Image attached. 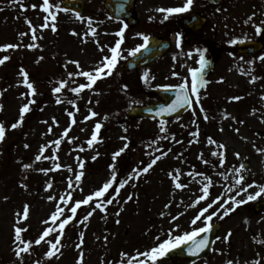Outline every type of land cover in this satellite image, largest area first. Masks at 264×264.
Listing matches in <instances>:
<instances>
[{"label": "rangeland", "instance_id": "rangeland-1", "mask_svg": "<svg viewBox=\"0 0 264 264\" xmlns=\"http://www.w3.org/2000/svg\"><path fill=\"white\" fill-rule=\"evenodd\" d=\"M62 1L51 0L54 6L59 7ZM83 1L86 11L82 17L92 18V26L97 29L95 38L91 35L84 36L89 30L87 19L82 22L73 14H65L63 11L57 14L55 32L51 27L41 29L39 26L44 23L45 13L39 7L33 9L31 5H40L42 0H16L15 3L13 0H0V45H21L17 49L0 52V58L10 56L9 60L0 65V124L5 126L6 132L5 139L0 142V264H21L13 251L16 213H22L24 205H29L28 219L23 222L28 230L22 235L25 240L34 242L45 227L42 221L55 211L59 197L69 191L68 178L71 177L74 181L75 173L81 171L76 157L85 162L82 169L84 176L79 186L73 185L71 192L74 200H82L110 178V165H116L117 181L125 180L134 168H142L154 156L160 155L157 149H171V152L147 174L129 181L120 189L117 197L119 203L114 201L107 205L105 212L96 210L84 223L80 221L91 211V207L82 206L78 209L77 218L65 228L59 258H46L49 246L42 242L40 245L33 244L31 254L23 255V264H77L81 251L84 254L83 264H128V259L135 257L137 250L145 251L168 238L167 233L174 226L167 224L169 218L172 219L176 213L187 209L202 194L200 188L206 182L203 176L210 177L213 183L207 199L197 204V209L207 206L220 196L221 201L213 205L219 212L217 220H221L223 209H220V204L224 200L229 201L225 207L235 210L224 216L228 220H225L219 234L220 239L214 244L210 258L197 264H228L229 261L232 264H264V217H251L249 220L248 212L243 206L252 201L247 200L248 195H254L264 186V152L257 151L264 149V140L254 136L255 131H264V112L260 110L264 106V60L250 61L236 57L234 66L228 69L225 67L228 60L224 59L218 71L219 79H216L215 84L207 85L203 100L206 98V108L224 109L228 114L209 116L205 124L201 118V124H193L194 119L184 115L177 121L165 124L168 139H162L165 133L160 132V122L126 118L131 107L146 104L147 101L144 99V91L135 89L138 86L132 85V78H126L128 82L131 81L128 90H120L122 73L118 65L111 76L98 80L93 90L85 89L79 97L69 91L86 81L83 77H75V83L68 79L67 73L77 69L75 65L67 64V61L77 60L82 70L89 71L104 55L109 54L108 49L115 41V26L105 12L104 0ZM231 10L235 42L255 39L256 26H263L257 21L263 20V1L232 0ZM245 10L247 12L244 13ZM246 14L252 17L251 20L257 19L248 21ZM26 20L37 27L36 35L41 38L32 41L30 33L23 38L19 36L21 32H29ZM73 31L79 35H72ZM82 37L87 42H82ZM97 40L100 46H107L103 52L99 50L95 42ZM32 43L38 47H24ZM21 68L29 73L36 95H28L29 90L20 75ZM57 76L63 77L68 83L60 93L54 94L52 88L57 83L53 81ZM252 77H256L254 82ZM232 97L241 99L233 100ZM57 98L60 103H57ZM31 100L35 103L29 104L30 111L24 115L22 123L12 129L11 125L20 118L21 107ZM73 100L76 107L68 102ZM244 102L251 107L236 111L235 107ZM89 109L97 115L85 120L90 115ZM68 112H72L73 117L70 118ZM73 118L75 124L71 123ZM96 123L102 124L98 134L100 142L94 143L90 148L87 140ZM197 125L198 142L190 144L189 141L194 140L190 133L197 130ZM50 126L51 133L48 131ZM69 127V138L75 139L68 143V138H65L58 151H55L53 145L45 152V156H51L55 151L58 161L42 158L36 162L35 156L39 154L40 146L59 139L60 134ZM206 134L216 143H210ZM125 143L128 148L114 162L113 153ZM26 144L29 145L28 148H25ZM219 144H224L226 148H219ZM81 147L85 149L82 152L78 151ZM213 152L224 153L223 167L220 166L219 155L214 156ZM236 153H239V158ZM201 154L202 158H199ZM93 156H96L95 160L92 159ZM204 160L208 163L205 164ZM55 162L61 164L60 170L51 171L47 175L38 171L41 168H51ZM25 164L32 167L24 169ZM241 164L245 168L240 175H248L249 178L247 182L243 180L241 185H236L238 176L235 169ZM67 166H71L73 171L69 172ZM177 169L180 172V182L187 185L182 190L174 188L168 175L169 172L175 175L174 170ZM189 172H199L203 176H189ZM225 176L227 179H224ZM48 181H51L53 187L46 191ZM255 183L259 186L255 187ZM248 185L253 186L243 191ZM118 186L117 182L113 189ZM129 194L133 195V199L124 203ZM49 195L57 197V200L49 201ZM232 198L247 202L237 206L231 203ZM258 198L263 200L264 193ZM165 205L172 207V212L167 216L168 221L160 218L161 213L165 214L168 210ZM197 209L188 208L183 216L185 219L179 221V229L173 235L203 226L200 221L191 225ZM65 214L70 215L67 209ZM153 227L157 229L154 232L151 231ZM228 233L231 235L228 236ZM157 236L160 241L156 240ZM226 236L227 240L224 239ZM81 239L83 243L78 249L76 245L81 243ZM121 253H126L127 257H122ZM132 264H137V261L133 260ZM158 264L189 263L163 258Z\"/></svg>", "mask_w": 264, "mask_h": 264}, {"label": "snow or ice", "instance_id": "snow-or-ice-1", "mask_svg": "<svg viewBox=\"0 0 264 264\" xmlns=\"http://www.w3.org/2000/svg\"><path fill=\"white\" fill-rule=\"evenodd\" d=\"M13 2L15 3L16 0H13ZM193 3H194V0H185V3L182 7L167 8V9L160 8V9H157V11L166 12L167 15H165L164 19H167L169 15L184 13V12L189 11L191 9ZM21 7L23 8V5H21ZM31 7L33 9H36L37 7H39L40 11L45 13V16L43 18L44 23L42 25H40L39 27L41 29L51 27L53 32H55L57 30L56 26H55L57 14L60 11H65V12L68 11L67 8L61 9L59 7V5L54 6L53 3L51 2V0H42V3L40 5H31ZM24 10H26V9H24ZM218 11H219V9H218ZM75 15H76V18L81 20L82 22L85 19H87V25H88L89 30H88V32H86L84 34V36L91 35L93 38H95L97 35V29L92 26L93 25L92 18H90V17L84 18L78 12ZM248 19L251 20L252 17H249ZM26 23L28 24L29 32H27V33L21 32V33H19V36L21 38H23L24 36H27L30 33L32 41H36L38 38H41V37H38L36 35L37 27L33 26L30 20H26ZM246 23H247V21H246ZM262 23H264V22H262ZM126 27H127V25H124L119 31H117L115 33V35L117 37H119V39L116 40L114 46H112L108 49L109 54L104 55L101 58V60L91 70H89V71L82 70L80 62L77 60L67 61V64H73V65H75V67L77 69V71H75V72H68L67 73L68 79L72 80L73 83H75V79H74L75 77H83L86 81L85 83L78 84L76 87L70 88L69 91H71L77 97H79L80 93L83 92L85 89L93 90L94 85H96L98 80L112 75V73L114 72V70L116 68V65L119 62V59L123 58L121 56L120 49H121V45L124 42V30ZM261 32H264V29L260 28L259 26H256V33L261 34ZM72 35H79V34L73 31ZM138 35L141 36L144 43L136 46L134 49L129 50V54L133 57L136 56L137 53L141 52L142 49H147V47H148L149 37L146 35H143V34H138ZM179 35L180 34H177L178 46H179ZM82 42H87L84 39V37H82ZM95 42L97 43L98 48L101 52L104 51V47H107V46H100L98 40ZM233 43H234V41H233ZM20 46H21L20 44H13V43L0 45V52H7L10 49L14 50ZM24 47L31 49L34 47H38V45H36L35 43H32V44L24 45ZM9 59H10V56L4 55L2 58H0V65H3L5 63V61H7ZM40 59H43V57H41ZM259 59L264 60V57H260ZM199 63H200L199 68L189 69L190 76H191L190 83H189L188 79L185 78L183 80V82L180 83L179 85L164 86L165 91L175 90L176 98L166 108L161 107L159 109L158 115L176 112L178 109L184 108L185 106H187L189 109H192L193 116L195 117L196 110L193 106L201 104V89L204 88L206 86V84L208 83V81H206L204 79V69L207 67L208 62L204 59L203 55H201V59H200ZM67 64L65 65V68H67ZM20 75L23 77V84L29 90L28 95H30V96L36 95V89H35L33 83L30 82V80H29V73L27 71H25L23 68H21L20 69ZM173 75H177V74L173 73ZM145 79H147V75H145ZM255 79H256V77H252V82H254ZM67 83H68L67 80L59 81L58 82L59 86L55 87L53 89V93L54 94L60 93L61 90L67 85ZM22 95H24V94H22ZM231 99L239 100V99H241V97H232ZM60 102H61L60 99L57 98V103H60ZM68 102L70 104H72L73 107H76L74 100L68 101ZM89 102H91V101H89ZM31 103H35V101L31 100V101H29V103H25L21 107L20 118H19L17 123H13L11 125L12 129L17 128L20 125V123H22V121L24 119V115L28 111H30L29 104H31ZM199 111L201 113L205 112V110L202 106L199 108ZM89 113H90V115L86 116L85 120H88V119L97 115V113L93 112L91 109H89ZM68 115L70 118L73 117L72 112H68ZM204 119L205 120L208 119V116L206 114L204 115ZM53 123H56V121L53 120ZM71 123L72 124L76 123L74 118L71 120ZM193 123H196V121L193 120ZM240 123H243V121H240ZM165 124H166V121H164V120H161L159 123L160 132L165 133V135L163 137H161L162 139H168V136L166 134ZM101 127H102L101 123L95 124L94 129H93V133H92L90 139L87 140V144L90 148L94 145V143L100 142L98 140V134L100 132ZM222 130L223 129H221V131ZM48 131H49V133H51V131H52L51 126L49 127ZM69 131H70V127L66 128L63 131V133L60 134V138L53 140L51 142V144L41 145L39 150H38L39 154L35 156V161L39 162L42 160V158L45 160L51 159L53 161H58L59 158L56 156L55 151L59 150V146L61 145L62 140H64L65 138H68L67 142L71 143L72 140L75 139L74 137L69 138ZM236 131L239 132V129H236ZM5 134H6L5 126L3 124H0V142H3V140L5 139ZM190 135L194 138V140L189 141L190 144L193 142H198V137H199L198 125H197V130L191 132ZM122 139H126V138L122 137ZM173 139H174V137H173ZM208 140L210 143H216L214 140H212L211 137H209ZM176 143H181V141H176ZM53 145L55 146V151L52 153L51 156H45V152L48 150V148H51ZM28 147H29V145L26 144L25 148H28ZM218 147L221 149L226 148V146L224 144H219ZM127 148H128V144L125 143V145L121 149L114 152L113 156H112L113 161L115 162L117 160V158L119 156H121V154ZM84 150L85 149L82 147L78 149V151H81V152ZM157 151H159L161 154L154 156V158H152L142 168H134L132 170V174H130L125 180L117 181L116 165H115V163H113L112 165H110V169H111V173H112L110 178L106 182H104L98 189H96L93 192L86 195L82 200H74L72 198V192H71V190L73 189V185L75 184L76 186H79L80 182L82 181V177L84 176V172L82 171V169L85 166V162L82 159H80V157H76L77 161H79L78 167H79V169H81V171H78L75 173L74 181L71 177L68 178V189H69V191H67L64 195L59 197V200L56 204L55 211H53L47 219L42 221V223L45 225V227L43 228L42 232L35 239L34 242L30 241V240H25L23 238V235H22L23 233H25L28 230L26 227L23 226V222L28 219L29 205H27V204L24 205L22 213H20V212L16 213L17 220L13 226V228H14V237H13L14 248H13V251H14L17 259L20 260L21 264H23V255L24 254H31V248L33 247V244L40 245L42 242L49 246L48 251L45 253L46 258H48V259H51L52 257L59 258L58 253H60V245H61V240L64 236L65 228L67 225L72 223L77 218L78 209H80L82 206H90L91 207V211H89L87 213V215H85L83 217V219L80 221V223H84L89 219V217H91L93 215V213L96 210H100L101 212H105L107 205L113 204L114 201L119 203V201H117V197L119 196L120 189H123L128 184L129 181L138 179L143 174H147L157 164L158 161H160L162 158L166 157L168 155V153L171 152V149H168L167 151H163L162 149H157ZM257 151L258 152H264V149H257ZM212 154L214 156L219 155V163H220V166L223 167L224 161H225L224 153L221 152L218 154L216 152H213ZM235 155L237 156V158H239V153H236ZM199 158H202V154H201V157H199ZM92 159L95 160L96 156H93ZM203 162L205 164L208 163L207 160H204ZM23 167H24V169H29L32 167V165L25 164ZM244 168H245V165L241 164L239 168L235 169V173L238 176V178L235 180L236 185H241L243 180H244V177L242 175H240L241 170ZM60 169H61V164L59 162H55V163H53L51 168H47V169L41 168L38 171L43 172L45 175H47L51 171H57ZM67 170L69 172L73 171L71 166H67ZM174 171H175V175L172 172L168 173L170 179L173 182L174 188L175 189H181V190L186 188L187 185L180 182L179 170L177 169ZM187 175L193 176V177L195 175L203 176V174L199 173V172H196V173L189 172V173H187ZM221 175H223V174H221ZM203 179L206 182L200 188V191L202 194L200 196H198L194 200V202L189 205V207H195L201 201H204L205 199H207V197L209 195V189L212 187L213 182H212L211 178L207 177V176H203ZM224 179H227V176H225ZM117 182H118L119 186L117 188L113 189V185L116 184ZM22 186L26 187V185H22ZM133 186H135V185H133ZM252 186L253 185H248L246 188L243 189V191H247V188H250ZM52 187H53V185H52L51 181L46 182V187H45L46 191L50 190ZM110 190H112V191H110ZM230 190L231 189H229V191ZM261 193H264V186L260 187V190L258 192H256L254 195H252V194L248 195L247 200L248 201L254 200L257 197H259L261 195ZM5 199H7V198H5ZM47 199L49 201H54V200H57V197L49 195L47 197ZM132 199H133V195L129 194V196L124 201V203H127L128 201H131ZM221 199H222V197H220V196L216 197L215 200L208 203L206 207L201 208L198 211V213L193 217V219L191 220V225H195L197 223V221H200L203 225L202 227L194 228L192 231L184 232L183 234L173 235V233L179 229V225H175L173 228H171L168 231V233H167L168 238L167 239L160 241V237L157 236L156 240L160 241L159 243H157L155 246H153V247H151L145 251H142V252L137 250L135 257L128 259V264H132L133 260H136L137 264H158V261L165 258L170 252H172L175 249L181 248L183 245L189 244V242H191V246L188 248V253L190 255H198L199 252L203 251L205 248H207L209 246V243H208V240L206 237L204 239H199V240L196 238L198 236H200L201 233H208L211 231L212 224L210 222L212 221L213 216L218 215V212H212L208 215H205V214L209 213V209L212 208L214 204L219 203L221 201ZM245 202H247V201H245V200L237 201L234 198L231 199V203L235 204L237 206L240 204H243ZM228 203H229L228 200H224V203L220 204V209H223V213L220 215V219H223L224 216L228 215L231 211L235 210L232 207H225V205H227ZM61 205H63V206H61ZM165 208H170V205H165ZM65 209L68 210L70 215L65 214ZM121 210H123V209L121 208ZM116 215L118 216L119 212H117ZM163 215H164V213L162 212L161 216H163ZM177 219H179V216H173L172 219L170 220V223H173ZM117 223H119L118 220H117ZM230 235H231V233H228V236H230ZM50 236L53 238L49 239ZM80 236L82 238L83 233H81ZM228 236L224 237V239L227 240ZM105 239H107V237ZM217 239H220V238L217 237ZM82 243H83V240L81 239V243L77 244L76 247L78 249L81 248ZM121 256L127 257V254L121 253ZM83 258H84V254L81 251L79 258L77 260V264H83ZM122 264H123V262H122ZM228 264H232V262L229 261ZM257 264H259V262H257Z\"/></svg>", "mask_w": 264, "mask_h": 264}, {"label": "flooded vegetation", "instance_id": "flooded-vegetation-1", "mask_svg": "<svg viewBox=\"0 0 264 264\" xmlns=\"http://www.w3.org/2000/svg\"><path fill=\"white\" fill-rule=\"evenodd\" d=\"M219 1V2H216ZM232 0H194L191 9L184 13L169 15L167 19H164L166 12L157 11V9L163 8H175L182 7L185 0H126V5L124 7L125 17H120L119 6L117 0L115 2V19L113 20L115 30V42L119 37L115 35L124 25L127 27L124 30V42L121 45L120 53L123 58L119 59V68L122 73V77L125 81L126 78L133 79L135 83L133 86H138L135 89H142L144 92L151 90V88H164V86H175L179 85L186 78L189 83L191 81V76L189 69L199 68L201 55L204 59L212 64V72L208 75H204V79L208 81L207 84H215L218 78V71L222 67L221 62L226 59L228 63L225 67L228 69L234 66V59L236 57L242 59H248L250 61L259 59L263 57V53L256 55V57L240 56L235 52L236 42L234 39V22L232 20V10H231ZM219 9V11H218ZM247 10L244 11V13ZM248 21V14H246ZM261 23L263 20L257 19ZM264 26V23H262ZM259 26L264 29V27ZM143 34L149 37V42L153 41L156 45L162 43H167L169 49L161 53L159 58H154L150 60L148 65L143 68H139L137 71H127L126 65L128 61L134 57L129 54V50L134 49L136 46L144 43L140 35ZM179 35V46L177 44ZM258 37V38H257ZM255 39H245L246 41L262 40L264 42V32L257 34ZM244 40V41H245ZM234 41V43H233ZM243 42V41H242ZM144 49L138 54H143ZM150 53V52H149ZM148 53V54H149ZM155 53V51L153 52ZM156 53H160L159 51ZM148 60H144L141 64H146ZM176 73L177 75H173ZM147 75V79H145ZM139 81L137 85L136 82ZM206 84V85H207ZM154 85V86H153ZM205 87L201 89V104L196 110L195 117L193 112L189 111L186 114L189 115L191 119H194L198 124H201V120L204 124L208 121L204 119V115L216 116L220 113L222 115H227L226 111L218 108H206L207 101L203 100V94L205 92ZM153 100L148 101L146 104L160 103L161 99L153 97ZM203 107L205 112L201 113L198 107ZM250 105H238L235 110L241 111L250 108ZM229 108L227 109V111ZM264 112V106L260 109ZM195 124V123H193ZM207 137H209L206 134ZM249 176H244V182H247ZM255 187L259 184L255 183ZM263 201L258 200V198L244 204V209L248 212L249 220L251 217L254 219H261L263 215H259L254 206L256 202ZM182 211V210H181ZM181 211L175 216H179V219L170 223L171 218H169L168 225H178L181 219H185L181 215ZM172 212V210H171ZM214 216L213 219L214 220ZM215 223V221L210 222ZM172 226V228L174 227ZM174 261H182L188 263L187 260H182L172 258Z\"/></svg>", "mask_w": 264, "mask_h": 264}, {"label": "water", "instance_id": "water-1", "mask_svg": "<svg viewBox=\"0 0 264 264\" xmlns=\"http://www.w3.org/2000/svg\"><path fill=\"white\" fill-rule=\"evenodd\" d=\"M114 0H106L105 5H106V9L109 12L110 15L114 16V4H113ZM219 2V1H216ZM64 8H67L68 11H75L78 12L79 14L83 13L84 10V6L83 3L72 0V1H65L62 5ZM165 48V47H163ZM263 48V45L261 42H256V43H251V42H245L244 44H240L237 46V52H239L240 54H247V55H256L258 52H260ZM156 49V48H155ZM149 54H144L140 57H138L136 60L132 61L128 68L130 69H138L139 66L141 65V61L144 60V58H148L146 56H149ZM154 94H158L159 96H161V98L165 99V103H163L160 106H151V107H141V108H135L132 109L128 115V117H132V118H154V119H158V120H171L174 117H177L181 114L184 113L185 110L189 109L187 106H185L184 108H180L178 109L176 112H172V113H165L163 115H158L159 109L161 107L166 108L169 104L172 103L173 100H175L176 98V92L175 90H170V91H165V90H161L159 92H156ZM263 206V205H260ZM261 210H264V207L260 208ZM222 224L221 225H215L212 227L211 231L208 233H201L200 236H198L196 239H204L205 237L208 240L209 246L207 248H205L203 251L199 252L198 255H190L188 253V248L191 246V242L185 246H182L181 248L175 249L172 252H170L167 257L172 256V257H178V258H185L188 260H191L192 262H197L201 259H205L208 258L211 249H212V245L215 242L216 238H217V234L218 232L221 230Z\"/></svg>", "mask_w": 264, "mask_h": 264}]
</instances>
